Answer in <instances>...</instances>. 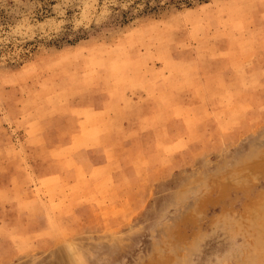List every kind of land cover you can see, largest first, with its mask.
<instances>
[{"label": "rangeland", "instance_id": "374dc122", "mask_svg": "<svg viewBox=\"0 0 264 264\" xmlns=\"http://www.w3.org/2000/svg\"><path fill=\"white\" fill-rule=\"evenodd\" d=\"M145 2L0 0V264H264V0ZM155 106L131 189L111 192L125 207L56 208L71 220L49 238L30 193L59 167L47 147Z\"/></svg>", "mask_w": 264, "mask_h": 264}, {"label": "crops", "instance_id": "0c3cea01", "mask_svg": "<svg viewBox=\"0 0 264 264\" xmlns=\"http://www.w3.org/2000/svg\"><path fill=\"white\" fill-rule=\"evenodd\" d=\"M154 108L153 113L144 117L135 116L125 110L121 113L102 110L98 115V123L87 125L80 122L65 143L47 147L50 160L59 167L53 172L51 170L46 173L38 184L34 183L30 193L34 194L37 190L45 193L44 199L40 197L36 199L37 202H43L46 207L45 213H41L45 214L47 219L49 238L54 240L59 238L54 234V225L71 220L69 216H59L55 211L56 208L59 210L63 206H96L101 215L107 214L108 217H113L115 210L125 207L123 203L116 201L117 198L111 199V192L131 189L130 176L133 172L130 169V152L133 144L139 142L143 135L152 133L150 129L163 126V123L161 121L158 123L155 117L158 106ZM174 141L170 142L171 147L180 144V141ZM95 149L101 154V159L97 163L85 167L83 163L75 161L78 153ZM139 149L140 147H136L137 151ZM159 151L162 153L161 148ZM138 158L135 156V159ZM65 161L66 166H64ZM138 173L143 175L140 170ZM14 187L17 192L22 190L21 186ZM88 198L93 199L94 203L83 202ZM13 199L20 201L17 195Z\"/></svg>", "mask_w": 264, "mask_h": 264}, {"label": "trees", "instance_id": "16d2710c", "mask_svg": "<svg viewBox=\"0 0 264 264\" xmlns=\"http://www.w3.org/2000/svg\"><path fill=\"white\" fill-rule=\"evenodd\" d=\"M138 1H142V0H138ZM163 0H154V4L152 6H150L148 4V0H146L145 2V8H144V12H142V14H146V12H150V11H154L155 10H161L163 8H165L166 6L172 5L174 7H178L180 6V4H184L185 6H190V0H165V3L163 5H160L159 2H161ZM208 0H196L197 3H205ZM128 21L127 18V13H123L121 15V20H120V24H126Z\"/></svg>", "mask_w": 264, "mask_h": 264}]
</instances>
